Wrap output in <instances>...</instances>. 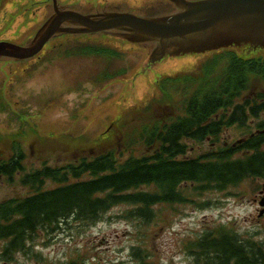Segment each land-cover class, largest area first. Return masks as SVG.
<instances>
[{
    "label": "trees",
    "instance_id": "obj_1",
    "mask_svg": "<svg viewBox=\"0 0 264 264\" xmlns=\"http://www.w3.org/2000/svg\"><path fill=\"white\" fill-rule=\"evenodd\" d=\"M76 50L88 56L99 53L96 45H79ZM223 58L227 62L220 67ZM157 84L162 97L146 104L147 115L130 143L139 153L123 160L106 151L62 165L43 163L26 172L23 150L13 141L12 158L0 157V177L14 182L19 175L18 183L28 191L0 201L4 257L28 253L37 231L53 230L69 218L92 224L113 206L128 204L135 207L132 216L149 219L158 204L186 202L184 184H197L199 190H224L247 178H264V132L250 134L236 146L186 157L188 142L208 138L215 142L233 125L246 132L248 121L261 118L264 55L243 57L228 52L202 64L196 76H165ZM168 87L176 91L170 94ZM175 94L180 97L176 104ZM167 102L171 109L151 112L153 104ZM256 125L264 128V119ZM48 181L56 186H46ZM142 186L154 189L137 191ZM189 250L193 264H264L262 242L242 240L224 227L206 231Z\"/></svg>",
    "mask_w": 264,
    "mask_h": 264
},
{
    "label": "water",
    "instance_id": "obj_2",
    "mask_svg": "<svg viewBox=\"0 0 264 264\" xmlns=\"http://www.w3.org/2000/svg\"><path fill=\"white\" fill-rule=\"evenodd\" d=\"M52 1L0 0V43L6 41V43L22 46L34 44L46 30L53 16ZM89 1L94 5L98 4L96 9L104 14L109 11L108 4L117 5L120 2H123L120 4L124 5L123 9L129 6L132 10L142 14L154 11L160 17L169 14L165 9L170 6L166 3L170 0H58L60 4L69 3L64 4L66 7L72 5L78 7V4L89 7L87 4ZM151 2H155L157 6H150L152 7L150 8L149 3ZM229 6H240L235 9L236 12L258 14L264 17V0H229L228 10ZM134 7H141L142 10ZM72 16L79 17L72 12L59 14L50 28L33 46L18 48V50L0 46V54L15 58L32 56L56 31L60 22ZM80 18L94 29L106 26L86 17ZM114 24H137L145 26L144 29L150 32L159 30L168 33L182 30V28L160 25L133 17H121ZM246 37L264 41V23L249 28V33H243V35L226 36L219 35L215 31H207L192 34L184 39H160L149 36L147 38L150 41L147 46L149 55L146 51L138 50L130 45L132 41L126 38L121 40L113 38L111 34L101 33L85 35L82 38L90 43L109 44L123 53L124 60L115 62L111 67L113 69L124 67L126 75L102 82L96 79L97 85L91 83L90 78L97 73L96 77H101L102 59L86 58L82 54H74L73 57L67 58L65 51L69 48L60 49L58 46L54 49L51 42L37 57L28 61L11 62L5 57H0V152L9 142H12L15 134L20 135L19 130L24 125V120L27 131L38 129L37 137L28 132L26 133L29 134L28 136L22 135L21 145L28 165L45 159L69 160L104 151L114 145L119 130H126L130 122L139 121L146 115L143 109L135 110L138 105L152 98L160 101V94L154 84V79L159 74L155 76L152 71L159 68L161 70L164 67L162 72H170L171 68L180 63L182 66L174 70L175 72L197 70L206 58L198 54L209 53L214 47L213 51L223 49L219 47L220 42L227 44L221 45L226 46L224 48L237 49L245 54L253 53V50L256 51L258 48H264L259 44L256 46L258 41H252V47L245 43H237V46L231 43ZM193 38L200 39L202 45L193 48ZM85 39L80 40L75 36L68 41L62 40L61 43L88 42ZM59 50L63 51V56H60ZM189 51L192 52L188 54ZM151 52L152 56H150ZM164 55L166 58L155 64L154 60ZM171 55L178 57L173 58L170 57ZM21 71L24 72L21 74ZM17 74H21L20 79L16 78ZM109 126L111 129L106 133L104 130ZM64 133H67L64 135L67 141H70L69 135L77 137V140L78 136L84 135L85 142L78 141L73 142L77 144H73L58 141L65 140L62 136ZM101 133L102 139L91 143ZM80 143L82 145H79ZM261 205H264V198Z\"/></svg>",
    "mask_w": 264,
    "mask_h": 264
},
{
    "label": "rangeland",
    "instance_id": "obj_3",
    "mask_svg": "<svg viewBox=\"0 0 264 264\" xmlns=\"http://www.w3.org/2000/svg\"><path fill=\"white\" fill-rule=\"evenodd\" d=\"M241 137L243 134L238 128L226 129L216 147L231 145ZM189 145L192 147L187 155L212 149L209 142ZM11 146L9 142L0 155H9ZM110 148L114 145L107 149ZM70 160L45 159L33 165L25 160L26 171L40 167L44 161L62 165ZM263 184L264 179H246L224 191L200 193L190 188L191 201L160 205L149 222L126 218L124 213L129 209L126 205L113 207L100 221L90 225L68 219L53 230H39L28 253L6 258L2 255L4 241L0 240V264H61L73 260L78 264H189L191 257L183 244L195 239L207 227L225 224L243 238L264 240V213L258 217L261 208L254 202L256 198L259 200ZM26 192L17 178L14 182L0 178V200ZM135 246L146 256L143 260L133 255Z\"/></svg>",
    "mask_w": 264,
    "mask_h": 264
}]
</instances>
